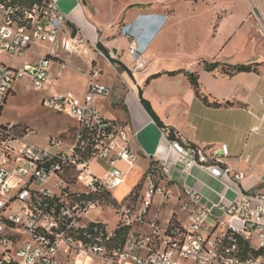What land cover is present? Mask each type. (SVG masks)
Returning a JSON list of instances; mask_svg holds the SVG:
<instances>
[{"label": "built area", "instance_id": "2783aa9c", "mask_svg": "<svg viewBox=\"0 0 264 264\" xmlns=\"http://www.w3.org/2000/svg\"><path fill=\"white\" fill-rule=\"evenodd\" d=\"M65 25V16L52 0L31 6L0 0V53L17 60L36 56L34 62L24 61L18 67L0 62V112L15 83L26 79L36 92L45 93L41 99L45 109L66 114L80 130L93 135L90 156L82 160L77 153L78 137L67 150L58 152L59 141L41 148L28 143L26 136L16 135L12 125H0V195L4 198L0 202V264H264V195L260 193L239 194L227 205L207 206L196 191L184 188L180 206L184 220L172 219V214L162 225L148 224L146 233L132 230L133 224L143 223L146 206L134 216L136 207L111 208L118 219L114 229L126 226L130 232L122 246L109 247L114 229L86 217L91 209L103 207L78 199L120 186L122 172L116 164L134 162L132 135L127 126L99 112L97 101L108 97L109 89L99 82L97 69L91 67L82 97L48 91L50 67L59 51L85 57L92 53L93 59L101 57L115 70L97 40L90 41L81 33L65 38ZM261 33L264 35L263 28ZM119 34L128 42L133 70L142 69L145 46L139 29L125 25ZM36 47L46 53L34 52ZM58 66L60 76L69 64L63 61ZM260 102L264 104V99ZM256 132L254 128L250 134ZM169 148L183 174L198 168L217 180L229 177L224 144L204 148L179 138L170 141ZM94 161L108 167L103 180L90 171ZM170 164L164 159L151 169L139 201L148 205L156 196L163 201L165 191L154 178L170 182ZM71 170L74 180L67 183L65 175ZM72 186L76 190L68 194ZM89 223H100L103 233L92 238L86 231Z\"/></svg>", "mask_w": 264, "mask_h": 264}, {"label": "crops", "instance_id": "0c3cea01", "mask_svg": "<svg viewBox=\"0 0 264 264\" xmlns=\"http://www.w3.org/2000/svg\"><path fill=\"white\" fill-rule=\"evenodd\" d=\"M52 1L66 18L63 36L81 33L90 41L101 37L106 40L104 47L116 66L112 70L103 60L93 59V54L89 53V61L79 58L83 65L75 67L74 57L59 51L50 67L47 89L57 92L52 85L68 68L57 75L58 63L63 61L77 70H84L86 84L80 97L84 95L91 67L101 73L99 82L109 89V96L98 99V110L106 119L129 128L132 135L130 145L135 156L131 165L124 161L116 164L122 172V183L109 192L114 197V191L120 188L125 191L120 200L114 197L117 202L139 183L151 161L164 159L171 162V185L167 188L174 192L184 188L194 190L204 205H227L239 194L264 195V104L260 102L264 99V35L261 34L264 10L258 14L263 25H193L191 38L177 39L173 35L179 25H169L175 10L164 9L170 2L168 0L150 3L123 0L114 20L106 24L95 21L92 5L95 0L90 4L83 0ZM125 5L129 8L126 9ZM118 22L120 25H114ZM129 24L139 29L145 46V66L138 71L132 68L127 40L119 34L120 28ZM38 49L46 53L41 47L33 51L42 55ZM25 62L34 60L29 58ZM202 62L217 64V68L205 71ZM21 64L6 65L18 67ZM230 66H249L252 70L229 72ZM179 70L197 72L201 92L210 103L219 106H208L197 98L182 73L163 74ZM11 93H15L14 87ZM146 106L161 126L152 119ZM254 128L257 132L250 134ZM179 138L204 148L226 145L229 177L217 180L198 168L183 174L181 166L174 164L175 154L169 148L170 141ZM90 171L103 180L108 167L94 161L90 164Z\"/></svg>", "mask_w": 264, "mask_h": 264}, {"label": "rangeland", "instance_id": "374dc122", "mask_svg": "<svg viewBox=\"0 0 264 264\" xmlns=\"http://www.w3.org/2000/svg\"><path fill=\"white\" fill-rule=\"evenodd\" d=\"M91 1L92 0H83L86 4H90ZM150 1L154 2V0H145V3H150ZM168 1L170 2L164 9L175 10L174 15L170 19L169 25H179L178 29L176 28V31H178L173 35L176 36L177 39L184 37L188 39L191 38L190 31L193 29V25H263L262 18L259 17L260 15L258 14H261L264 10V0ZM123 2V0H119L118 3H114L113 0H95L92 4L94 7L95 21L101 24L112 22L116 17V10L121 8ZM126 6L127 5H125V8L128 9L129 7ZM250 7L253 9V12ZM243 21L244 23H242ZM117 24L120 25L119 22L114 25ZM105 41L106 40L101 39V37H98V47L104 52L107 51L110 56L109 51L104 47ZM37 51L44 54V51L40 49ZM88 56L71 55V57H74L73 60L75 67L79 68L83 65V60L81 61L80 59L88 60ZM29 58L35 60L36 56L31 54L17 60L9 59L5 53H0V61L8 65H19ZM99 59L107 63L105 59L101 57ZM83 72L84 70L80 71L73 66H68L65 70L64 76L56 80L52 86L58 93L69 92L80 97L86 84L84 78L86 75H84ZM107 73L108 71L106 74ZM14 88L15 93H11L3 103L0 112V124L12 125L16 130L24 131L23 137L29 134L25 140L28 143L41 148L49 146L50 142L55 140L59 141L57 148L58 152H63L76 142L78 137L77 132L81 128L80 125L66 114L55 113L45 109L41 105V97L45 93L36 92L30 87L26 79L17 81ZM74 129H76L75 132ZM62 134L63 136H61ZM154 182L155 184L160 185L165 191L163 201L160 196L153 197L148 205L143 204L141 200H137L136 208L131 215L134 216L139 211H143L145 206L146 209L142 214L143 223L133 224L132 226V230L136 233L148 232L149 227L147 225L152 222H155L157 226L164 224L172 214H175V219L179 221L184 220V215L180 211L181 201L183 199L182 191L174 192L173 190H170L167 187L171 184H169L168 181L162 180L161 177H155ZM145 183L146 180L143 179L142 184L146 187ZM70 189L71 192L69 191L68 194L76 190L73 186ZM124 194L125 191L123 188L114 191V197L117 200H120ZM0 199L3 200L4 198L0 197ZM12 207L15 208L16 206L13 204ZM86 217L88 221L105 223L109 229H114L118 224V219L114 211L107 207L97 208V210L91 209Z\"/></svg>", "mask_w": 264, "mask_h": 264}, {"label": "trees", "instance_id": "16d2710c", "mask_svg": "<svg viewBox=\"0 0 264 264\" xmlns=\"http://www.w3.org/2000/svg\"><path fill=\"white\" fill-rule=\"evenodd\" d=\"M12 1H13V3L23 5V6H31L35 3L41 2V0H12ZM105 55L108 57V54L106 52H105ZM111 62L113 63L112 60H111ZM202 67L205 71H213L217 68V64H208L206 62H202ZM251 70H252V68L249 66H230V67H228L229 72H249ZM178 73H182L187 78L189 84L191 85V87L194 90L195 96L197 98H199L204 104H206L208 106H213V107L219 106L218 103H210L207 96H205L201 92L199 82H198L199 77H198L197 72L179 70V71H175V72H166L163 74H166L168 76H173V75H176ZM159 75L160 74L151 76L149 79H153ZM149 79L147 80V82L149 81ZM145 108L148 111V113L150 114V116L152 117V119L159 126H161L160 122L154 117V115H152V113L149 111L148 107L146 106ZM75 131H76V129H74V132ZM23 133H24V131L16 130V135L22 136ZM61 136H63V134ZM92 140H93V135L88 130L82 128L78 132V146H79V148H77V153L80 154V157L82 158V160H85L90 156L91 147H92ZM82 146H83V148H82ZM156 164H157L156 161H151L149 163V166L146 169L145 173L143 174L139 183L120 202H117L115 200V198L111 195V193L108 191H104L100 194L81 195V197L78 199V201H84L85 203L91 202V203L97 204L98 206H101L104 208H106V207L107 208H119L123 205L126 207H129V208H134L137 205L139 192L143 187L142 180L143 179L145 180L147 174L151 171V169H153L156 166ZM73 176H74V170L69 171L65 175V182L72 183L74 180ZM169 184H170V182H169ZM172 219H175V214H173ZM94 226L98 227L96 232H94V230H92V227H94ZM86 231H87V234L91 235L92 238H94L98 234L103 233L104 230H103L102 226L100 225V223H89ZM129 232H130V228L126 227V226H119L118 228L114 229L113 236H112L110 243H109V247L113 248V247L122 246L124 244L128 234H129ZM70 235H72L76 238H79V239L83 238L82 234L76 235L74 233H71Z\"/></svg>", "mask_w": 264, "mask_h": 264}]
</instances>
